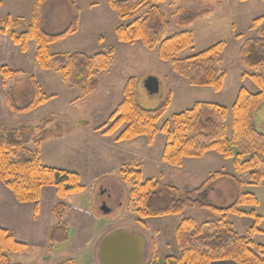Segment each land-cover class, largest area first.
<instances>
[{"label": "rangeland", "instance_id": "obj_1", "mask_svg": "<svg viewBox=\"0 0 264 264\" xmlns=\"http://www.w3.org/2000/svg\"><path fill=\"white\" fill-rule=\"evenodd\" d=\"M34 1L0 0V25L10 17L14 31H25L31 23ZM76 1L81 9L77 33L53 43L50 51L53 54L84 52L94 55L112 49L110 66L96 73L100 81L98 89L80 98V87H71L54 69L42 70L35 61L34 41L28 43L26 53L18 46L16 52L3 56L8 67L24 70L25 75L4 86L1 79L4 65L0 67V127L37 126L49 118L46 127L58 132V136L42 144L30 142L26 145L39 152L44 165L78 173L84 186L82 191L64 199L57 196L54 187L44 189L35 235L33 231L17 234L18 240L27 247L23 252L9 255L14 262L21 264H61L67 260L73 264H102L98 258L101 239L108 232L122 228L139 230L145 235L147 245L143 264H149L155 255L162 263L167 256L180 253L177 229L182 219L190 217L202 223L219 220L223 215L208 208H185L178 215L144 217L131 197L135 179L133 176L126 178L122 171L128 168L140 170L142 182L159 180L182 191L199 187L215 172L234 174L242 180H247L248 173L236 171L235 157L225 158L216 151H209L202 157H185L181 165H170L162 157L167 140L164 132L158 133L150 142L146 135L119 141L127 123L113 133L105 134L104 131L112 125L111 117L125 98V87L133 77L136 99L141 106L157 108L170 97L169 107L157 123L159 127L166 122L171 124L175 114L191 108L198 101L212 102L228 109L226 124L230 136L232 107L241 87L253 93L261 90L252 75L264 77V64L256 67L244 65L239 48L246 39L258 34V30H252L251 26L256 18L264 16V0H162L159 3L170 22L165 38L183 30L193 34V46L181 51L177 57H190L224 42L221 57L226 78L218 92L212 87L192 86L176 74L171 61L160 59L159 45L150 48L141 40L134 43L119 41L116 29L130 24L136 17L121 19L109 0ZM149 6L138 15L145 14ZM179 11L183 15L185 12L197 13L198 18L181 25L179 22L184 17H180ZM46 14L45 29L58 33L68 27L72 8L66 0H51L46 6ZM2 61L0 57V64ZM30 76L35 77L40 88L50 97L31 111L16 112L7 105V93L11 88L19 92ZM152 78L158 82L156 92L148 87ZM254 123L258 130L264 131V102L255 112ZM242 191L255 194L258 204L241 206L240 209L247 213H229L226 219L241 234L252 239L254 236L256 242H261L264 234L260 227L264 229V217L259 222L261 231L252 233L256 218L248 212L255 210L257 215L264 214V184H244ZM237 193L234 182L224 178L214 183L207 198L215 205L225 207L235 201ZM51 201H56L54 207L53 204L49 206ZM60 202L64 204L61 224L53 211L51 216V207L54 209ZM103 206L108 211H104Z\"/></svg>", "mask_w": 264, "mask_h": 264}, {"label": "trees", "instance_id": "obj_2", "mask_svg": "<svg viewBox=\"0 0 264 264\" xmlns=\"http://www.w3.org/2000/svg\"><path fill=\"white\" fill-rule=\"evenodd\" d=\"M49 1L51 0L34 1L31 23L25 31H14L8 17L0 25V35H8L23 52L27 51L28 42L34 41L38 66L42 70L54 69L71 87H80V98L86 97L98 89L100 81L96 78V73L110 66L113 51L110 49L94 55L84 52L51 53L50 45L77 33L81 9L76 0H66L72 8L69 25L64 31L52 33L44 27ZM161 1L109 0L110 6L121 19L136 17L130 24L116 29L117 39L127 43L141 40L150 48L159 45L160 59L171 61L173 71L190 85L212 87L217 92L221 91L226 78L221 57L224 42L216 43L190 57H177L181 51L193 46L194 37L191 31L183 30L165 38L170 22L159 6ZM149 4L145 14L139 16V12ZM185 13V16L180 15L184 17L179 22L181 25L198 18L197 13ZM251 29L258 30V34L244 41L239 48V57L244 65L256 67L264 64V16L256 18ZM25 74V71L13 70L7 65L1 68L4 86ZM252 77L261 90L253 93L246 87H241L232 107L230 136L227 134L226 124L228 109L212 102L198 101L191 108L175 114L171 124L166 122L159 127L157 123L168 109L170 97L157 108L147 109L136 99L135 78L128 80L124 90L125 98L111 117L113 123L104 131L105 134L113 133L124 123H127V127L120 134L119 141L146 135L152 142L158 133L164 132L167 140L162 157L170 165H181L185 157H202L209 151H216L225 158L235 157L236 171L248 173L247 180H242L234 174L215 172L199 187L182 191L177 186L167 185L159 180L148 179L142 182L140 170H123L126 178L133 176L135 179L131 197L144 217L178 215L185 208H208L223 215L219 220L202 223H197L190 217L182 219L177 229L179 255H169L162 263L155 255L149 264H211L220 260H233L239 264H264V244H256L226 219L229 213H247L240 209L241 206L258 204L255 194L242 191L244 184H264V133L254 123L255 112L264 102V77L259 74ZM24 86L19 92H14L11 88L7 93L6 102L12 110L28 112L48 101L50 96L43 92L34 76H30ZM48 123L49 118H45L37 126L0 127V180L12 191L18 202L34 203L35 213L44 187H54L61 199L84 189L78 173L44 165L39 152L26 145L30 142L42 144L57 137L58 132L46 127ZM246 156L249 158L242 161ZM224 178L234 182L238 193L231 205L220 207L209 201L207 193L214 183ZM63 207L64 204L60 202L53 209L60 224ZM248 214L256 218L251 232L261 231L259 222L262 216L257 215L255 210ZM26 247L27 244L17 240L13 232L0 227V264H21L14 262L9 253L23 252ZM61 264L73 262L67 260Z\"/></svg>", "mask_w": 264, "mask_h": 264}, {"label": "crops", "instance_id": "obj_3", "mask_svg": "<svg viewBox=\"0 0 264 264\" xmlns=\"http://www.w3.org/2000/svg\"><path fill=\"white\" fill-rule=\"evenodd\" d=\"M46 15L47 14L45 12V16ZM28 43H31V41H29ZM0 47H2V49L0 48V57H2V60H3L0 64V67L2 65L8 66L7 60H5L3 56L11 55V53L16 52L18 46L14 44L13 40L8 35H0ZM28 47H27V50H28ZM48 187H44L41 191V198L39 201L38 211L36 214L34 203L18 202L14 194L12 193V191L9 188H7L3 184V182L0 180V227L6 228L10 230L11 232H13L17 240L19 236L17 234H24V232L33 231V234L35 235L36 233L35 228H37L38 226L39 215L41 212L40 209H41V204H42L43 193L45 191L44 189H48ZM55 192H56V189H55ZM53 202L51 201L49 206H52ZM55 203L56 201L54 202V204ZM54 204H53V207H54ZM53 207H51L52 208L51 216L53 215L52 214ZM259 215L264 217V214L262 213ZM260 228L262 229L261 233L264 234V229L262 228V226ZM254 238L255 237L253 236V240ZM254 242L256 241L254 240ZM256 243L264 244V240L261 242H256ZM211 264H238V263L232 260H221V261H214Z\"/></svg>", "mask_w": 264, "mask_h": 264}, {"label": "water", "instance_id": "obj_4", "mask_svg": "<svg viewBox=\"0 0 264 264\" xmlns=\"http://www.w3.org/2000/svg\"><path fill=\"white\" fill-rule=\"evenodd\" d=\"M150 90H158V82L148 81ZM104 211H108L103 206ZM147 239L139 230L128 231L122 228L108 232L99 243L98 258L102 264H143Z\"/></svg>", "mask_w": 264, "mask_h": 264}]
</instances>
